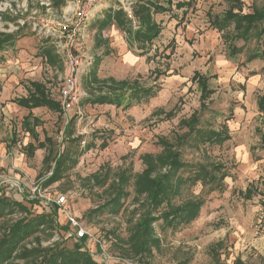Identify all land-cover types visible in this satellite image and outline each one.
I'll return each instance as SVG.
<instances>
[{
  "label": "rangeland",
  "instance_id": "obj_1",
  "mask_svg": "<svg viewBox=\"0 0 264 264\" xmlns=\"http://www.w3.org/2000/svg\"><path fill=\"white\" fill-rule=\"evenodd\" d=\"M238 1L243 13L264 3ZM60 2L63 4L57 8L50 4L52 0H0V13L8 14L9 19L18 17L19 24H24L13 47L0 52V196L22 202L17 188L2 181L19 183L27 194L37 184V175H46L52 168V164L48 168L41 164L51 147L54 157L64 152L67 158L62 161V179L46 191L69 198L70 213L85 226L92 240H63L65 248L78 247L97 264H264V256L254 249L253 238L257 210L264 197V113L257 108V101L264 97V62L246 61L258 46L264 54V42L259 45L251 38L244 45L232 39L233 25L222 32L214 28L212 21L221 19L233 4L228 0H172L173 4L184 2L187 6L172 8L175 19L167 14L155 17L161 24L160 36L147 53L140 55L139 49L128 47L127 34L115 24L100 28L109 10L130 8L134 0H109L95 8L82 33L71 41L74 48L70 52L82 55V61L98 59L99 78L138 81L143 88H153L155 96L123 110L86 104L83 100L87 96L79 89L80 102L66 115L74 119L73 137L67 141L61 136L62 114L44 108L35 110V118L41 122L36 128L39 139L42 141L45 133L51 144L46 151L36 150L30 158L23 145L33 144V140L21 127L26 113H18L11 104L28 96L31 82L42 84L49 92L48 98L60 102L63 48L71 29L74 0ZM15 30L13 23L0 21V32ZM231 46L240 53L232 56ZM47 47L55 51L62 67H52L42 58L41 50ZM87 68L77 76L78 86ZM196 73L208 80L213 92L205 102L198 126L220 130L225 125L229 138L221 146L204 145L195 150L190 141L186 146L176 145L186 132L181 123L200 111V92L193 81ZM102 142L106 144L104 149L100 148ZM163 142L181 149L183 163H216L229 176L221 190L210 193L199 184L193 189L194 195L204 201L190 224L164 229L161 221L155 222L152 226L159 247L142 259L126 256L124 243L130 227L145 210L133 200L135 179L144 169L142 158L162 154ZM121 172L130 178L123 189L127 197L122 198L121 208L115 212L107 204L118 196L116 185ZM93 175L100 185H93ZM179 202L176 199L175 205ZM96 209L98 212L89 214ZM30 210L38 214L52 212L37 204ZM22 215L17 212L5 217L0 227L5 228ZM58 221L68 231L65 219L58 216ZM61 234L68 237L66 232ZM102 252L113 258L104 262L98 256Z\"/></svg>",
  "mask_w": 264,
  "mask_h": 264
},
{
  "label": "trees",
  "instance_id": "obj_2",
  "mask_svg": "<svg viewBox=\"0 0 264 264\" xmlns=\"http://www.w3.org/2000/svg\"><path fill=\"white\" fill-rule=\"evenodd\" d=\"M60 1L52 0L51 4L58 8L63 4ZM228 2L233 4L221 19L212 21L214 28L218 32H222L233 25L234 36L232 39L241 40L244 45L251 38H255L259 45L264 42V3L260 7L253 5L251 12L243 13L240 1L228 0ZM185 6L187 4L184 2L173 4L172 0H134L130 6L132 19H128L124 9L119 7L116 11L109 10L100 28L115 24L119 30L127 34L128 47L139 49L140 55H143L147 53L148 48L161 33V24L155 21V17L167 14L169 18L175 19L172 8L181 10ZM0 21L13 23L16 28L15 32L9 34L0 32V52H4L9 47H13L24 24H19L20 18L18 17L9 19L6 13H0ZM133 22L135 26H133ZM230 52L232 56H235L240 53V49L231 46ZM41 56L52 67L61 65L52 48H42ZM257 60L264 62V54L260 50V46L246 59L248 63ZM98 64V59L91 60L86 75L81 80V85L79 83L80 90L87 96L83 100L84 103L108 105L127 110L135 103L155 96L156 92L153 88H143L138 81L127 82L116 81L112 78H99L97 76ZM193 81L200 92V111L194 113L187 122L181 123L186 132L180 136L176 145L186 146L190 141V146L195 150H199L200 146L204 145L221 146L229 138L225 125L221 126L220 130H204L198 126L200 115L206 110L205 102L213 94L208 88V80L196 73ZM30 87L32 91L28 92L26 98L18 100L17 106L27 110L46 108L59 116L61 115L60 104L48 98V93L42 84L31 82ZM257 108L259 112L264 113V97L257 101ZM31 118L29 113L21 124L23 130L29 133L35 143L26 146V153L30 158L33 157L36 150L45 149L46 151L47 146L51 144L49 137H44L43 142L38 141L35 127L39 125V122L37 119ZM73 123L74 119L70 118L63 128V139L66 141L73 137ZM262 141L264 143V136H262ZM162 145L164 150L159 156L148 154L142 158L144 169L135 179L136 196L133 200L138 208H145V210L130 227L128 238L124 243L126 256L142 259L150 255L152 248L159 247L160 241L156 238L152 226L155 222L161 221L164 229L190 224L197 217L204 201L200 195H194L193 189L199 184L201 188L208 189L210 193L221 190L223 181L229 176L223 167L216 163L185 164L181 160L182 151L179 147L174 148L165 142ZM105 147V142H102L100 148L104 149ZM63 154L64 152L54 157L52 148L47 150L42 164L46 168L50 164L53 166L48 169V173L51 172L50 176L45 175L44 178L42 177L43 180L39 178L42 189H48L62 179L65 171L62 161L67 158ZM129 178L123 172L118 174V185H116L118 196L107 204V206H112L111 210L115 209V212L120 210L122 198L127 197L123 189L128 185ZM90 180L93 185H100L99 179L94 175ZM184 191L186 199L182 198ZM176 199L180 200L178 205H175L177 204L175 203ZM36 204L45 209L36 198L26 197L22 202H16L0 196V221L17 212L19 215L25 214L24 217L10 222L5 228L0 227V264H97L91 260L86 251H81L75 246L73 249H69L61 245L63 240H75L71 236L67 238L60 236L61 233H67V231L63 226L60 227L56 209L47 208L52 212L38 214L30 210ZM98 209L89 214L98 212ZM133 215L135 216V213ZM43 242H48V244L44 246ZM236 264L239 263L236 262Z\"/></svg>",
  "mask_w": 264,
  "mask_h": 264
},
{
  "label": "built area",
  "instance_id": "obj_3",
  "mask_svg": "<svg viewBox=\"0 0 264 264\" xmlns=\"http://www.w3.org/2000/svg\"><path fill=\"white\" fill-rule=\"evenodd\" d=\"M109 0H74L73 2V10L71 17V29L67 34L68 42L63 49H65V56L63 61V80L64 85L60 88L59 96H60V108L61 114L63 115V128L66 126L69 119H67L66 115L78 105V102L82 96L79 91L80 85L77 83V76L84 73L85 69L89 67L91 63V58L85 59L86 61H82V55L76 54L72 55L70 49L73 47L72 42L76 39L83 31L84 25L86 21L93 15V12L96 7L105 4ZM128 19L131 18L130 8L124 9ZM133 26L135 23L133 22ZM74 48V47H73ZM78 52V49H75ZM81 72V73H80ZM80 73V74H79ZM63 135V129L61 132V136ZM62 140V137H60ZM47 176L51 175V172L46 174ZM1 184H9L10 187H15L18 190V197L21 196L22 199L28 198H36L38 199L45 209L54 208L56 209L59 216L65 219V225L68 229L67 235L74 238L76 242L86 241L91 236L88 233V230L85 226L79 222L71 213L69 208V198L64 195H58L56 193L49 194L47 193V189L41 188L40 181L37 184L33 185V188L29 189L27 194L21 187V185L17 182H12L9 180H3ZM27 195V196H26ZM254 236L261 243V251L260 254L264 256V197L262 199V204L257 210V215L254 223ZM92 241V240H91ZM95 241V240H94ZM96 244V242H94ZM90 255V254H89ZM97 255V254H96ZM91 256V255H90ZM101 256L103 261H108L112 259L109 255L102 252L98 254Z\"/></svg>",
  "mask_w": 264,
  "mask_h": 264
},
{
  "label": "crops",
  "instance_id": "obj_4",
  "mask_svg": "<svg viewBox=\"0 0 264 264\" xmlns=\"http://www.w3.org/2000/svg\"><path fill=\"white\" fill-rule=\"evenodd\" d=\"M51 4V3H50ZM50 6V5H49ZM48 93V95H49V92H47ZM25 98V97H24ZM21 99V98H20ZM56 102H58V101H56ZM59 104H60V102H58ZM12 106H14L15 107V111H17L18 113H20V114H25V116L22 118V121H23V119L30 113L31 114V117L32 118H35V114H34V111L35 110H39V109H43V108H37V109H32V110H27V109H25V108H22V107H19V106H17V104H16V102L14 103L13 102V104H11ZM44 109H46V108H44ZM31 118V119H32ZM35 119H37L38 120V122H39V125L38 126H36L35 127V132H36V128L37 127H39L40 125H41V122H40V120L38 119V118H35ZM30 122H32L31 120H30ZM21 124H22V122H21ZM22 127V126H21ZM23 132L26 134V135H28V136H30L29 135V133L28 132H26V131H24L23 130ZM36 134H37V136H38V133L36 132ZM44 137H48L45 133H44ZM30 138H31V136H30ZM32 139V138H31ZM38 139H39V136H38ZM33 140V139H32ZM43 140H44V138H43ZM43 140L42 141H40V139L38 140L39 142H43ZM30 144V143H29ZM32 144V143H31ZM28 144H24L23 146L26 148V146H27ZM33 145H34V142H33ZM42 150V149H41ZM43 150H45V149H43ZM27 154V153H26ZM1 164H3V162L1 163ZM42 164V163H41ZM8 173H9V171H8ZM47 174V173H46ZM44 178L45 177V175H43V173H39L38 175H37V179H38V181H40V179L41 178ZM40 178V179H39ZM43 178H42V180H43ZM59 216V215H58ZM253 238H254V243H255V246H254V249L255 250H257V251H261V243H260V241L258 240V239H256L255 238V236H254V231H253ZM260 253V252H259Z\"/></svg>",
  "mask_w": 264,
  "mask_h": 264
}]
</instances>
